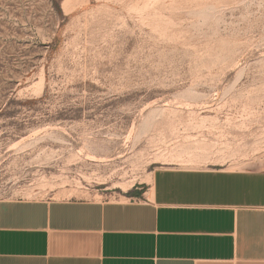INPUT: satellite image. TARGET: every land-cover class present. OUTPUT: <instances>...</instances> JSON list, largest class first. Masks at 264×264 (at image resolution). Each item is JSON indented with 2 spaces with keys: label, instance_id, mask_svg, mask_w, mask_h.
Returning a JSON list of instances; mask_svg holds the SVG:
<instances>
[{
  "label": "rangeland",
  "instance_id": "374dc122",
  "mask_svg": "<svg viewBox=\"0 0 264 264\" xmlns=\"http://www.w3.org/2000/svg\"><path fill=\"white\" fill-rule=\"evenodd\" d=\"M172 167L264 168V0H0V200Z\"/></svg>",
  "mask_w": 264,
  "mask_h": 264
},
{
  "label": "crops",
  "instance_id": "0c3cea01",
  "mask_svg": "<svg viewBox=\"0 0 264 264\" xmlns=\"http://www.w3.org/2000/svg\"><path fill=\"white\" fill-rule=\"evenodd\" d=\"M137 190L0 200V264H264V168H159Z\"/></svg>",
  "mask_w": 264,
  "mask_h": 264
}]
</instances>
